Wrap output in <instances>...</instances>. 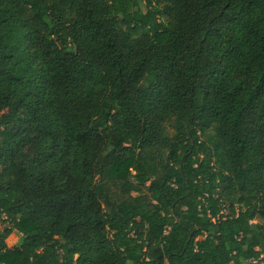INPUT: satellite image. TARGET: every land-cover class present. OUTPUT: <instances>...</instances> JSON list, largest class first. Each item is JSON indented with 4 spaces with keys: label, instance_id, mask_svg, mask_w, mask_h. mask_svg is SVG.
<instances>
[{
    "label": "trees",
    "instance_id": "16d2710c",
    "mask_svg": "<svg viewBox=\"0 0 264 264\" xmlns=\"http://www.w3.org/2000/svg\"><path fill=\"white\" fill-rule=\"evenodd\" d=\"M0 112V264H264V0H0Z\"/></svg>",
    "mask_w": 264,
    "mask_h": 264
},
{
    "label": "rangeland",
    "instance_id": "374dc122",
    "mask_svg": "<svg viewBox=\"0 0 264 264\" xmlns=\"http://www.w3.org/2000/svg\"><path fill=\"white\" fill-rule=\"evenodd\" d=\"M0 114H1V112H0ZM18 238H19V236L17 235V233H13L12 235H10L7 239L8 245L14 246L17 243Z\"/></svg>",
    "mask_w": 264,
    "mask_h": 264
},
{
    "label": "built area",
    "instance_id": "2783aa9c",
    "mask_svg": "<svg viewBox=\"0 0 264 264\" xmlns=\"http://www.w3.org/2000/svg\"><path fill=\"white\" fill-rule=\"evenodd\" d=\"M254 263H256V260H253Z\"/></svg>",
    "mask_w": 264,
    "mask_h": 264
}]
</instances>
